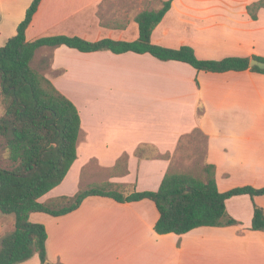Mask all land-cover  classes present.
Returning a JSON list of instances; mask_svg holds the SVG:
<instances>
[{
	"label": "crops",
	"instance_id": "obj_1",
	"mask_svg": "<svg viewBox=\"0 0 264 264\" xmlns=\"http://www.w3.org/2000/svg\"><path fill=\"white\" fill-rule=\"evenodd\" d=\"M31 1L0 0V46L16 33ZM163 1L168 0H41L25 38L132 41L138 36L137 13ZM169 1L152 43L188 45L199 59L264 58V7L255 19L247 11L259 0ZM31 64L75 104L81 118L77 158L40 202L103 181L156 191L169 160L139 158L135 149L147 143L172 154L180 136L194 128L208 136L207 162L215 165L219 191L264 186V73L198 71L148 52H83L66 45L38 49ZM123 153L126 172L95 173L111 169ZM225 205L237 224L183 234L155 232L159 214L150 199L88 196L67 214L33 212L29 218L45 227L48 264H264V231L250 228L254 205L264 209V195L232 196ZM13 222V215L0 212V238L13 230ZM15 264L41 262L35 253Z\"/></svg>",
	"mask_w": 264,
	"mask_h": 264
},
{
	"label": "trees",
	"instance_id": "obj_2",
	"mask_svg": "<svg viewBox=\"0 0 264 264\" xmlns=\"http://www.w3.org/2000/svg\"><path fill=\"white\" fill-rule=\"evenodd\" d=\"M41 0H32L16 33L0 46V212L13 215V230L0 238V264H15L37 253L41 264H48L47 233L43 224L30 220L33 212L52 216L67 214L79 207L88 196L111 197L118 202L150 199L158 211L154 230L158 234H183L200 226L237 224L226 209V199L247 194L264 195V186L244 185L221 192L215 180V165L207 162L208 136L199 128L180 136L174 153H160L151 144L135 149L139 158L169 160L156 191H137L134 184L110 181L80 185L74 195H61L40 202L39 198L62 182L77 158V142L81 134V118L75 104L61 93L45 74L31 64L42 47L66 45L83 52L110 50L114 53L148 52L161 60H177L198 71L225 72L251 70V56H227L222 59H199L192 47L168 48L151 42V34L170 7L163 1L159 8L137 13L138 36L135 40L104 38L87 41L76 36L54 35L27 41L25 31ZM264 0L247 6L255 19ZM202 116L203 107L199 105ZM187 143L186 146H183ZM192 160L195 171L182 170L179 161ZM93 163V162H91ZM90 164V163H89ZM127 154L106 171L110 175L126 172ZM87 167L83 168V171ZM251 229L264 231V209L254 205Z\"/></svg>",
	"mask_w": 264,
	"mask_h": 264
},
{
	"label": "rangeland",
	"instance_id": "obj_3",
	"mask_svg": "<svg viewBox=\"0 0 264 264\" xmlns=\"http://www.w3.org/2000/svg\"><path fill=\"white\" fill-rule=\"evenodd\" d=\"M161 4H159V6H160ZM157 6H158V4H157ZM1 109H2V103H1V95H0V112H1ZM187 145V143H185L183 146H186ZM95 163H90L89 164V168H94V170L96 169L95 168ZM179 165H181V169L182 170H188V171H195V166L193 165V161L192 160H188V161H185V160H183V161H179ZM88 168V169H89ZM85 172H87V170H85L83 173H85ZM95 173H97V174H101V175H106V172L105 171H98V170H96L95 171ZM101 177V176H100ZM99 178V177H98ZM10 219V218H9ZM9 232H10V230H9ZM8 232V233H9ZM7 233V234H8ZM35 258L37 259V256L35 255Z\"/></svg>",
	"mask_w": 264,
	"mask_h": 264
},
{
	"label": "water",
	"instance_id": "obj_4",
	"mask_svg": "<svg viewBox=\"0 0 264 264\" xmlns=\"http://www.w3.org/2000/svg\"><path fill=\"white\" fill-rule=\"evenodd\" d=\"M249 66H256L261 70H264V60H259L257 58H251L249 60Z\"/></svg>",
	"mask_w": 264,
	"mask_h": 264
}]
</instances>
